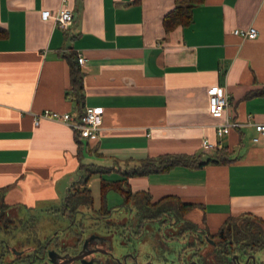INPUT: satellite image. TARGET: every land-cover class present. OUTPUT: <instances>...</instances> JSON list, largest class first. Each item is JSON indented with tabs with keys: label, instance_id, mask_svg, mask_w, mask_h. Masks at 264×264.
I'll return each mask as SVG.
<instances>
[{
	"label": "crops",
	"instance_id": "1",
	"mask_svg": "<svg viewBox=\"0 0 264 264\" xmlns=\"http://www.w3.org/2000/svg\"><path fill=\"white\" fill-rule=\"evenodd\" d=\"M63 4L73 14L67 30L41 18ZM172 7L173 0H0V27L7 33L0 38L5 204H61L79 181L83 159L110 158L122 171L146 157L204 153L203 140H220L231 162L179 165L130 177L128 186L147 192L152 202L173 196L195 203L186 217L211 233L227 216L264 221V143L252 141L254 124L264 123V0H206L193 8L188 26L166 33L161 19ZM249 26L257 30L254 39L232 33ZM71 52L85 59L81 112L67 95L65 56ZM216 84L238 123L220 139L207 92ZM87 106L103 108L102 123L94 138L81 139L80 159L69 124H33L32 114L43 109L76 121Z\"/></svg>",
	"mask_w": 264,
	"mask_h": 264
},
{
	"label": "trees",
	"instance_id": "2",
	"mask_svg": "<svg viewBox=\"0 0 264 264\" xmlns=\"http://www.w3.org/2000/svg\"><path fill=\"white\" fill-rule=\"evenodd\" d=\"M206 0H173V7L166 12L161 25L164 32H169L177 27L188 26L193 19V8L205 3ZM6 30L0 27V38L6 36ZM69 71V89L67 95L75 101L76 109L81 112L83 108V72L77 60V55L71 52L65 56ZM81 116V114H80ZM80 116L78 118H80ZM77 118V119H78ZM74 130V129H73ZM74 139L77 144V157L80 159L82 141L78 131L74 130ZM205 153V152H204ZM163 154L155 157H146L131 167L121 172L122 178L114 181L100 177L101 206L93 210V197L88 188V181L92 173L101 172V166L80 164L81 171L79 181L71 187L63 199L57 211L62 219L71 220L80 210L92 211L90 215L91 229L100 221V216L109 215L111 212L106 208L104 201L108 190L119 192L124 198V204L132 207L134 216L128 223L133 225L139 237L146 236L151 219L161 215H167L171 225L180 223V232L185 235L184 247L186 263L195 260L196 264H233V256L239 259L257 250L264 251V221L248 214L227 216L215 232H209L206 228H200L191 222L186 215L196 206L195 203H186L173 196H165L154 202L145 191H132L128 186L127 179L130 177L147 176L154 173H165L176 166L199 168L208 163L225 165L233 160L231 152L225 146L214 149L211 154ZM6 187L0 188V233L9 234L13 223L19 222L18 212L3 201ZM11 209L16 210V215H11ZM95 211V212H94ZM97 214L99 217H95ZM97 220V221H96ZM75 229V228H73ZM177 230V231H178ZM77 238L78 235L76 234ZM40 242L39 240H37ZM213 241V243H212Z\"/></svg>",
	"mask_w": 264,
	"mask_h": 264
},
{
	"label": "flooded vegetation",
	"instance_id": "3",
	"mask_svg": "<svg viewBox=\"0 0 264 264\" xmlns=\"http://www.w3.org/2000/svg\"><path fill=\"white\" fill-rule=\"evenodd\" d=\"M82 216H84V210H80L71 220H67L68 223L62 229L68 231L69 227L75 228L74 234H77L78 238L75 237L74 244L68 239L58 238L55 235L42 243L35 241L33 247L16 249L8 243V234L0 233V264H74L75 262L84 264L90 261H92L91 264H169L166 262L165 253L169 252L168 242L175 240L180 241L183 246L182 251L177 254L176 264L191 262L196 264L195 260L186 263L185 235L178 230L180 223L171 225L172 221L170 222L167 215L153 217L152 227H149L146 236L139 237L136 231H133L132 236H126L123 240L119 238L117 243L123 248V252L117 254L113 251V238L118 233L110 230L112 229L110 215L100 216L98 228L92 227L88 231H86L88 226L82 222ZM158 222L161 225H157ZM139 243L146 244L152 249L158 255L159 262H153L150 255L140 249ZM95 249L99 251L90 252ZM80 252L82 254L90 252L83 256L84 263L80 260L68 262L69 257L77 256ZM252 254L245 255L243 259L237 258L236 264H242L245 261H247L246 264H256L250 258L247 260V257ZM144 256L146 257L143 259Z\"/></svg>",
	"mask_w": 264,
	"mask_h": 264
},
{
	"label": "rangeland",
	"instance_id": "4",
	"mask_svg": "<svg viewBox=\"0 0 264 264\" xmlns=\"http://www.w3.org/2000/svg\"><path fill=\"white\" fill-rule=\"evenodd\" d=\"M87 159H83V163H93L97 166H101L99 169L102 170L101 172L92 173L87 184L93 197V210L97 211L102 204L100 194V177L106 180L114 181L122 178L123 175L119 170H117V166L114 167L112 165L113 162L110 158H100L94 156ZM120 167L122 168L121 165ZM81 174L84 175L83 170L81 171ZM104 201L106 203V208H108V210L111 212L109 215L112 222V229L110 230H114L118 233V235L113 238V251L116 254L121 253L123 252V248L117 243V241L119 238L120 240L121 238L123 240L126 236L130 237L133 235V231H135V229L133 228L132 224L128 223V221L132 220V217L134 216V210L132 207H127L124 204L123 196L119 192L112 189L106 192ZM60 205V202L49 204V206L37 204V206L33 209L18 205V207L15 208L17 211H19L18 214L16 213L15 209H11V215L17 214V216L20 218V221L11 225L10 232L7 237L8 243L11 246H15L16 249L29 248L33 247L35 245V241L37 242V240L42 243L47 238L56 235L58 238L68 239V241L73 242L74 244V241H76V234H74L75 229H73V227H69L68 231L66 229L62 230L68 221L64 222V220H61L60 216L58 215V211H55L60 207ZM91 213L93 212L84 210V216H82V218L80 217L84 225H90L89 221L92 219L89 218V215ZM90 216L92 217L93 215ZM95 217L99 216L96 214ZM159 224L160 223L158 222L157 225ZM149 225L151 226V224ZM95 226H99V223ZM0 231L3 230L1 229ZM86 231H88V228ZM139 246L143 252H146L150 255L153 262H159L158 255H156L152 249L148 248L146 244L139 243ZM168 247L169 252L165 253L166 262L169 264H176L175 261L177 254L182 251L183 246L180 241L177 242L175 240L169 241ZM252 255L254 256V261L256 264L264 263L263 250H257L253 252ZM145 257L146 256H144L143 259ZM241 259H243V257ZM74 264L80 263L75 262Z\"/></svg>",
	"mask_w": 264,
	"mask_h": 264
},
{
	"label": "built area",
	"instance_id": "5",
	"mask_svg": "<svg viewBox=\"0 0 264 264\" xmlns=\"http://www.w3.org/2000/svg\"><path fill=\"white\" fill-rule=\"evenodd\" d=\"M41 18L44 20L52 18L58 28L67 30L73 20V14L72 10L63 4L53 16L48 11H42ZM232 33L244 39H254L257 36V30L253 26H249L246 29H234ZM77 60L81 65L85 59L83 56H77ZM207 92L209 113L212 117L220 119V122L215 126L216 136L220 139L227 135L232 128L238 127V123L230 120L227 112L229 99L225 89L216 84L209 87ZM32 115L34 126L38 125L40 119L54 120L69 124L74 130L78 131L81 138H94L102 123L103 108L100 106H87L76 121H72L68 113H59L48 109H43ZM254 129L256 135L252 138V141L264 143V123L254 124ZM221 147L220 140L216 143L203 140L201 144V149L205 153Z\"/></svg>",
	"mask_w": 264,
	"mask_h": 264
},
{
	"label": "water",
	"instance_id": "6",
	"mask_svg": "<svg viewBox=\"0 0 264 264\" xmlns=\"http://www.w3.org/2000/svg\"><path fill=\"white\" fill-rule=\"evenodd\" d=\"M85 242H86V240H85ZM83 246H84V245H83ZM96 251H99V250L95 249V250H91L90 252H96ZM90 252H88V253H90ZM88 253H83V254H82V253L80 252L77 256L69 257L68 262H72V261H74V260H80L82 263H84L83 260H82V258H83V256H85V254H88ZM237 258H238L237 255H234V256H233V260H234V263H233V264H236L235 260L237 261V260H238ZM249 258L254 262V256H253V255L248 256V257H247V260H248ZM246 262H247V261H245V262L242 263V264H246ZM91 263H92V261L87 262V263H84V264H91ZM189 264H192V262L189 263Z\"/></svg>",
	"mask_w": 264,
	"mask_h": 264
}]
</instances>
